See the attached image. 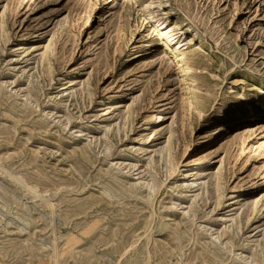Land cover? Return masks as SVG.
<instances>
[{
  "label": "rangeland",
  "instance_id": "obj_1",
  "mask_svg": "<svg viewBox=\"0 0 264 264\" xmlns=\"http://www.w3.org/2000/svg\"><path fill=\"white\" fill-rule=\"evenodd\" d=\"M167 1L189 80L142 0H0V264H264V0Z\"/></svg>",
  "mask_w": 264,
  "mask_h": 264
},
{
  "label": "bare ground",
  "instance_id": "obj_2",
  "mask_svg": "<svg viewBox=\"0 0 264 264\" xmlns=\"http://www.w3.org/2000/svg\"><path fill=\"white\" fill-rule=\"evenodd\" d=\"M167 2H168L167 0H142V4H141L142 10L141 11L145 12L146 15L148 16V19L154 22L160 39L163 41L164 45L174 54V56L176 57V61L180 64V69L182 73L184 74L185 78L189 80L190 77L187 74L189 66L186 63L187 58L185 56V49H184V45L187 43L183 41V39H180V37L178 36L177 27L179 26V21L175 20L171 22V20H169V12L166 10ZM263 98H264V95H263ZM252 104L246 103L243 106L244 108L242 107L243 109L241 110L236 109L238 111L237 112L238 116H240V118L242 119H245L243 123L244 126H241L240 128H238V131L236 133L231 134L229 141L232 142L235 140L236 142V139L244 133L246 134L250 132V134H252L253 129L255 127V124H253V121L254 123H258L257 125L260 124L259 132H264V99L258 102L257 104L258 107L257 106L255 107V105H252ZM162 119L163 118L161 115L156 116L157 122L162 121ZM163 129L157 130V132L159 131L161 132ZM169 138L170 137H168L167 143L165 145V149H166L165 151L168 156H170ZM223 145L224 143L222 142L214 143L213 146L203 151L194 160L193 167L190 168L188 166V169L185 171H186V176L188 177L189 186L194 185V184L198 186L201 184V182H199L201 178L198 177V175L212 168V163L219 156L220 154L219 152L221 151L222 147H224ZM183 175H184V171L177 169V174H175V176H183Z\"/></svg>",
  "mask_w": 264,
  "mask_h": 264
}]
</instances>
